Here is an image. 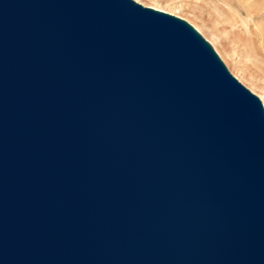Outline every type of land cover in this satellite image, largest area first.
Segmentation results:
<instances>
[{
	"label": "water",
	"instance_id": "1",
	"mask_svg": "<svg viewBox=\"0 0 264 264\" xmlns=\"http://www.w3.org/2000/svg\"><path fill=\"white\" fill-rule=\"evenodd\" d=\"M0 264H264L261 99L173 14L0 0Z\"/></svg>",
	"mask_w": 264,
	"mask_h": 264
},
{
	"label": "rangeland",
	"instance_id": "2",
	"mask_svg": "<svg viewBox=\"0 0 264 264\" xmlns=\"http://www.w3.org/2000/svg\"><path fill=\"white\" fill-rule=\"evenodd\" d=\"M139 1L145 3L148 6L158 5L162 8L169 9L172 12H175L176 14L180 15L181 16L180 18L183 17V19L189 22L191 25H193L192 23H196L197 25H200L203 29L202 31L204 34L200 32L194 25L193 26L213 46L214 50L220 56L221 60L227 66L231 74L235 78H237L239 82H241L245 87H247L253 94L258 96L261 99L264 106V51H263L264 43L263 44L261 43L262 40L260 37H262V35L259 32H257L255 26L256 25L255 23H259L258 28L260 29V31H262L261 25L264 26V17H263L264 15L260 13L261 10L260 11L259 9L256 10V13L258 12L260 13V15L255 16L256 18L254 17L255 23L254 25H252L253 27L251 30L252 32L251 31L248 32L245 31L238 24L235 27L232 26V24H236L238 22V18L234 19V14L230 12L228 9V7L231 6L235 11H237L240 14V16L243 19L245 18L249 19L250 15L247 12L248 8L246 4L251 0H223V1L222 0H139ZM226 4L229 6L227 7ZM261 4L259 7H261ZM217 35L221 37L220 42L215 40V37ZM213 40L216 41L215 42L216 45H213L212 43ZM217 48L222 49L223 52L225 51L224 52V55L226 56L225 58L222 57V55L217 50ZM237 60L240 61V67L237 63Z\"/></svg>",
	"mask_w": 264,
	"mask_h": 264
},
{
	"label": "bare ground",
	"instance_id": "3",
	"mask_svg": "<svg viewBox=\"0 0 264 264\" xmlns=\"http://www.w3.org/2000/svg\"><path fill=\"white\" fill-rule=\"evenodd\" d=\"M138 2H140V4L142 3V4H144L146 7H151V8H154V9H157V10H161V11H164V12H167V13H169V14H173V15H175V16H179V17H181L180 15H178V14H176L175 12H172L171 10H169V9H166V8H162V7H160V6H158V5H146L145 3H143V2H141V1H139V0H137ZM223 1V0H222ZM261 2H262V4H261ZM248 4V5H247ZM246 4V6H247V12L249 13V15H250V17H249V19L248 18H245V19H243L241 16H240V14L237 12V11H235L231 6L230 7H228L229 5H227V7H228V9H229V11L230 12H232L233 14H234V19H237L238 18V22L236 23V24H232V26H237V24L239 25V26H241L245 31H248V32H250L251 30H252V25H254V23H255V19H254V17L255 16H257V15H260V13L262 14V15H264V0L262 1V0H251L250 2H248ZM260 4H261V7H259L260 6ZM257 9H259V11H260V13H256V10ZM264 17V16H263ZM183 18V17H182ZM256 18V17H255ZM222 21V20H221ZM263 21V20H262ZM224 22V21H223ZM200 32H202L203 33V29H202V27L200 26V25H197L196 23H192ZM220 24V23H219ZM256 25V30H257V32H259L261 35H262V37H260L261 38V40H262V44L264 43V26L263 25H261V30L262 31H260V29L258 28V24L259 23H255ZM261 24V23H260ZM230 25H231V23H230ZM218 27V26H217ZM220 30V29H219ZM252 32V31H251ZM204 34V33H203ZM250 34V33H249ZM259 34V35H260ZM222 35V34H221ZM255 35V34H254ZM260 35V36H261ZM223 36H225V35H223ZM256 36V35H255ZM257 37H258V35H257ZM235 39V38H234ZM212 40V39H211ZM215 40H217V41H221V37L219 36V35H217L216 37H215ZM215 40H213L212 41V43H213V45H216V41ZM225 40V39H224ZM254 40V39H253ZM226 42V41H225ZM234 42V41H233ZM256 42V41H255ZM234 45V44H233ZM237 46V45H236ZM262 46V45H261ZM223 47V46H222ZM242 49V48H241ZM217 50L220 52V54L222 55V57L223 58H225L226 56L224 55V52L222 51V49H220V48H217ZM224 50V49H223ZM264 51V50H263ZM263 51H262V53H263ZM236 52V51H235ZM234 52V53H235ZM237 54V53H236ZM235 55V54H234ZM224 60V59H223ZM230 63H231V61H230ZM237 63H238V65H239V67H240V61L239 60H237Z\"/></svg>",
	"mask_w": 264,
	"mask_h": 264
}]
</instances>
